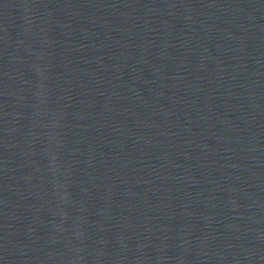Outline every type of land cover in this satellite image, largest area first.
<instances>
[{"label": "water", "instance_id": "obj_1", "mask_svg": "<svg viewBox=\"0 0 264 264\" xmlns=\"http://www.w3.org/2000/svg\"><path fill=\"white\" fill-rule=\"evenodd\" d=\"M0 264H264V0H0Z\"/></svg>", "mask_w": 264, "mask_h": 264}]
</instances>
